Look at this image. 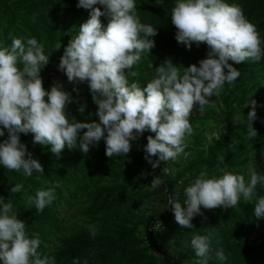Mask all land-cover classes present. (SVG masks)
<instances>
[{
  "label": "clouds",
  "instance_id": "1",
  "mask_svg": "<svg viewBox=\"0 0 264 264\" xmlns=\"http://www.w3.org/2000/svg\"><path fill=\"white\" fill-rule=\"evenodd\" d=\"M77 7L90 10V18L65 48L59 69L69 82L89 84L99 120L69 119L66 108L72 102L71 93L64 91L62 85H54L50 91L43 86L41 70L49 63L43 45L35 37L28 38L26 43L13 37L10 46L0 47V137L5 135V129L8 133L7 139L0 143V165L8 171L22 172L26 177L36 172L37 180L44 174L42 164L32 158L21 142V133L34 134V144L50 145L57 156L65 148H78L87 154L90 146L103 139L106 155L113 158L128 154L131 141L149 131L155 136L147 137L145 159L154 169L160 167L162 162L175 160L184 151L186 135L193 131L189 117L195 106L198 104L203 110L210 104L209 97L219 96L226 82L237 81L241 73L229 61L259 62L264 57L260 34L238 4L225 0H176L171 10L176 40L189 50L193 43L197 46L206 43L210 51L199 66L192 64L182 70L167 59L156 68V78L141 87L136 82L129 83L125 70L132 69L143 53L155 47L150 37L156 36L157 30L140 22L135 0H79ZM102 16L109 20L106 28ZM60 47L58 44L56 49ZM251 104L252 111L247 115L248 139L257 136L251 124L256 118V101ZM79 111L83 113L85 107L81 106ZM236 119L240 122L239 116ZM220 160L224 161V156ZM162 183L161 176H157L151 187L158 188ZM258 183H264V176L255 170L247 183L243 175L230 171L208 178L205 170L184 189L183 203L177 198L179 193L167 203L179 225L193 228L192 220L202 214L201 206L207 210L227 209L237 206L241 198L251 201ZM23 187V183H16L11 192H22ZM58 187V183L51 184L37 189L35 195L24 194L25 201L29 208L43 212L54 201ZM254 217L264 219V196L256 199ZM89 229L94 236V226ZM210 240L211 232L193 235L191 247L198 258L195 264H209ZM40 245L39 233L29 237L25 223L13 211L11 199L7 202L0 199V261L56 264L55 256L38 251ZM216 257L221 261L227 259L222 249L216 252Z\"/></svg>",
  "mask_w": 264,
  "mask_h": 264
},
{
  "label": "rangeland",
  "instance_id": "2",
  "mask_svg": "<svg viewBox=\"0 0 264 264\" xmlns=\"http://www.w3.org/2000/svg\"><path fill=\"white\" fill-rule=\"evenodd\" d=\"M162 1L135 0L140 22L156 29V11ZM78 2L79 0H74L65 4L61 0H40L34 5H22V2L21 6L19 0H0V47L10 46L13 37L23 39L25 43L28 38L35 37L43 45L44 54L49 56V61L59 66L70 40L90 18V10L78 8ZM96 7L102 9L100 5ZM101 22L106 28L109 20L102 16ZM58 44L61 47L56 49ZM167 54L168 51L163 52L155 47L150 52L143 53L141 60L132 69L125 70L129 83L136 82L141 87H146L155 78L156 68L166 61ZM60 81L58 77H53L45 89L50 91L54 85H62L64 91L71 93L72 102L66 108L69 119L74 117L79 122H98L99 118L95 115L98 106L87 97L86 89L75 91ZM252 85L245 87L247 92L241 100H235L223 87L219 96L209 97L210 104L205 105L203 110L199 109L198 104L195 106L189 117L193 131L186 135L184 151L175 160L167 162L172 176L183 173L190 163L211 156L218 143L227 136L228 117L237 124V116L241 119L251 112V101L264 95V78ZM81 106L85 107L83 113L79 111ZM256 113L264 116V102ZM83 131L86 129L81 131V135ZM22 136L23 133L20 134L21 142L27 146L32 158L37 159L44 168V174H40L39 180L44 186H48L46 176L50 174L56 179V184H59L57 189H60L55 192L54 200L58 216L55 225L57 228L49 235L50 243L42 244L38 249L42 255L55 256L56 264H86L107 246L130 232L131 241L120 264H166L145 236V223L155 210L151 201L155 191L151 187L155 171L145 157H141L142 151L137 148L136 140L131 141L128 154L110 158L106 155L103 139L98 145L90 146L87 154L78 148H65L57 156L51 152L50 145L34 144V134ZM7 137L5 129L0 143ZM222 156L230 164L218 169H205L208 178L219 177L223 171H230L243 175L247 183L252 170L260 176L264 174V149L255 147L252 143L247 144L244 140L240 148H231ZM134 167H137L136 170H133ZM37 175L39 173L34 172V178L32 176L30 179L36 182ZM10 199L18 217L20 211L24 212L26 202H23L20 195ZM28 209L33 211L35 207ZM89 226H94V236ZM209 232V264H262L264 219H256L254 211L245 210L241 222L225 225L221 230L212 232L209 228L198 225L172 232L171 236V232L167 233V236L175 250L186 251L195 258L185 260L183 264H195L198 258L191 247V239L193 235H207ZM221 249L227 257L224 261L216 257V252Z\"/></svg>",
  "mask_w": 264,
  "mask_h": 264
},
{
  "label": "trees",
  "instance_id": "3",
  "mask_svg": "<svg viewBox=\"0 0 264 264\" xmlns=\"http://www.w3.org/2000/svg\"><path fill=\"white\" fill-rule=\"evenodd\" d=\"M38 1L40 0H19V3L20 5L22 2V5H34ZM61 1L62 3L64 2L65 4H70L74 0ZM225 2L228 4H238L242 8L246 18L256 26L262 41L261 47L264 48V0H225ZM175 3L176 0H163L158 5L156 11L158 19L155 20L157 23V35L151 37L150 39L155 41V48L160 49L163 52L168 51L166 58L170 59L173 64L178 67H189L192 64L199 66V61L207 58V53L210 49L206 43H201L199 46L193 43L191 49L189 50L186 45L179 43L176 40L177 30L171 22V10ZM229 63H231L241 74L234 84H228L226 82L224 89L228 90L231 97L235 100H241L243 95L247 92V90L245 91L246 86L250 84L255 85L259 79L264 78V57H262L259 62L247 60L240 64H236L230 60ZM54 71H58V78L61 80L60 82L68 85L70 88L86 89L87 97L93 101L89 85L79 87L73 86L71 82L68 81L66 74L59 69L58 65L47 64L42 68L41 78L43 80L44 88L48 87L52 82L54 77L52 76V72ZM227 71V68H225L226 73ZM255 101V111L257 112L263 105L264 95H261V97L259 96ZM249 111H252V104L249 107ZM248 114L244 115L237 124L234 123V119L228 117L229 127L227 136L218 143L217 147L212 151L211 156L207 159H201L190 163L183 173L176 174L175 176L170 174L167 164L168 161L162 162L160 167L154 169L155 177L161 176L163 183L158 188H155L154 194L151 198V201L155 206V210L154 214L145 223V236L148 239V242H150L160 253L164 263L183 264L185 260L189 261L195 259L186 251L175 250L172 247L170 238L167 236V233L170 232L169 236H171L172 232L190 229L188 227L181 226L176 222L172 207L167 203L168 199L176 193H179L177 198L179 199V202L183 203L185 199L184 189L194 182V180L199 176L202 172L199 170H205L207 168L209 170L211 168L218 169L226 164H230L228 159L221 161L220 157L231 148H240L244 140L247 141V144L252 143L255 147L264 149V116L260 115V113H256V118L251 122V124L257 131V136L252 139H248L246 138ZM149 135L155 136V133L145 131L138 139H136L137 148L142 151L141 157H145L146 155L144 149L148 142L147 137ZM23 137L24 134L22 138ZM32 150L36 151L35 148H32ZM152 159L157 160L158 157H152ZM136 168L137 167H134L133 170H136ZM165 169L166 171H164ZM35 179L37 180L36 177ZM46 179L48 186H44L40 180H35L36 182H34L33 179H30V177L24 176L22 172L8 171L0 165V199L4 198L7 202L10 197H18L20 195L24 202V194L35 195L37 189L42 187L47 188L50 184H56V179H53L52 175L47 174ZM16 183H23L24 187L22 192H11V188L14 187V184ZM56 191H60V189L56 188ZM259 196H264V183L257 184L255 195L251 201L245 202L243 201V198H241V201L237 204V206L228 207L227 209L224 207H218L212 210H207L201 206L202 214H197L193 218L192 224L193 226L199 225L204 228H209L212 232L213 230H221L225 225L231 223L238 224L241 222L245 210L254 211L255 202ZM28 207L29 205L25 203L23 207L24 212H19L20 214L18 219L25 223L26 232L29 237H31L33 233H39L41 245L45 243L49 244V235L57 228L55 225L58 220L54 201L50 205L46 206L43 212H37L36 208L31 211ZM157 225H159L158 228H156ZM130 234V232L125 233L121 238L107 246L98 256L89 260L86 264H120L121 260L125 256L126 248L131 241ZM0 264H3V262L0 261ZM262 264H264V257L262 259Z\"/></svg>",
  "mask_w": 264,
  "mask_h": 264
},
{
  "label": "built area",
  "instance_id": "4",
  "mask_svg": "<svg viewBox=\"0 0 264 264\" xmlns=\"http://www.w3.org/2000/svg\"><path fill=\"white\" fill-rule=\"evenodd\" d=\"M48 64H50V65H56V64H54L52 61H49ZM58 75H59L58 71H54V72H52V76H54V77H58ZM71 84H72L73 86H76V87L83 86V85H89L87 82H71ZM158 227H159V225H157L156 228H158Z\"/></svg>",
  "mask_w": 264,
  "mask_h": 264
}]
</instances>
